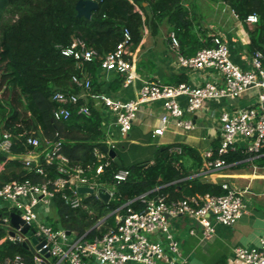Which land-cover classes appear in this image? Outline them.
<instances>
[{"label": "built area", "instance_id": "obj_1", "mask_svg": "<svg viewBox=\"0 0 264 264\" xmlns=\"http://www.w3.org/2000/svg\"><path fill=\"white\" fill-rule=\"evenodd\" d=\"M95 1V0H93ZM248 23H257L256 14L249 15ZM173 46L179 49L180 43L174 32L170 35ZM213 45L200 49L195 55L186 57L180 54L178 62L182 67L205 70L214 69L221 75V84L206 82L194 86L189 83L175 85L145 81L137 97L122 100L104 94H97L93 89L92 78L89 74H75L72 81L82 93L56 91L53 100L59 106L54 110L56 120L69 119L74 111L81 115H90L91 107L88 98L97 99L101 105L113 115L121 136H126L133 127V121L141 106L154 101H162L166 113L161 117V124L154 129L153 135H163L172 119L183 129H193L194 122L185 117L202 109L205 103L212 99L239 98L246 91H257V101L254 105L239 109L235 112L224 111L220 116L221 140L216 152L205 153L207 168L220 170L228 167L226 156L237 149L240 141H245V151L251 154L260 153L264 147V56L257 51L251 58V69L244 70L231 58L227 42L215 35ZM132 37L128 29L124 30V38L117 47L100 57L97 51L88 47L86 42L75 37L71 44L62 47V54L72 57L79 63L101 59V69L115 71L122 75L124 86H129L137 79L136 65L132 59ZM181 97L188 99L186 108L180 103ZM85 100L81 104V100ZM74 107V109H72ZM29 145L39 148L42 142L37 136L27 138ZM111 143V141H108ZM12 135L9 132L0 133V152L11 155ZM61 141H46L41 152L35 150L20 156L26 168L33 163L38 164L43 156L47 164L57 168L59 176L55 179L34 183L30 180L11 181L0 186V209L14 211L20 214L25 224L33 230V236L40 237L43 246L34 254L35 264L49 263V259L41 254L46 249L53 257V264H194L186 259L180 249L179 241L171 227V220L187 216L194 219L204 233L212 235L215 225L230 226L235 224L245 212L244 190L235 187L230 182H223L222 194H199L177 200H168L167 196L148 193L129 200L113 214L115 224L105 232L89 240L85 235L68 233V230L54 228L44 217L47 209L58 192L63 193L66 202L73 208L83 206L84 195L78 187L106 189L111 197L114 191L98 182V176L109 164L108 154L95 148L96 164L85 168L73 166L61 152ZM181 153L182 148L172 149ZM37 171L43 173V168ZM129 171L122 169L116 173L117 182L123 181ZM139 205V207H135ZM46 210V211H45ZM7 225L8 230L2 232L1 226ZM22 226L14 227L10 217L0 214V247L5 241L22 243L31 240L22 231ZM14 232V233H13ZM235 256L243 264H264V240L258 246L237 247ZM0 264H29L22 254L6 256Z\"/></svg>", "mask_w": 264, "mask_h": 264}, {"label": "trees", "instance_id": "obj_2", "mask_svg": "<svg viewBox=\"0 0 264 264\" xmlns=\"http://www.w3.org/2000/svg\"><path fill=\"white\" fill-rule=\"evenodd\" d=\"M77 1L0 0V133H11L10 153L16 157L9 159L6 153L0 152V186L11 181L41 183L58 177L55 165L47 164L43 156L31 168H26L19 158L32 150L41 152L46 141L53 142L58 138L62 142L61 152L73 166L93 167L97 161L95 148L105 152L103 146L107 144L102 117L93 101L89 102L90 115L74 111L67 120L54 118V110L59 106L53 100L56 91L81 92L72 81L73 75L89 74L94 91H99L97 71L101 69V59L79 63L62 54V47L71 44L75 37L83 39L103 57L123 40L125 29L131 33L134 49L142 39L145 26L156 34L160 25L167 21L179 39L180 48L187 39L197 43L199 48L212 46L210 41L200 43L195 37L192 32L194 17L183 0H95L99 7L90 19L78 16ZM221 1L243 22L249 15L258 16L254 28L249 30L248 49L264 56V0ZM6 15L11 19L8 20ZM123 78L117 73V81L123 82ZM84 103L82 99L81 104ZM29 136L39 137L42 145L39 148L29 145ZM171 148V145L162 146L153 161L130 165L121 160L116 162L108 154L109 164L97 180L114 191L109 202L95 194L84 195L83 206L73 208L63 193L58 192L52 201L57 217L52 226L57 229L60 224L65 230L91 240L114 226L116 209L141 194H160L168 200H177L223 193L220 185L192 176L201 167L195 150L182 145V151L178 153ZM186 158H192L194 166L187 167ZM241 158L233 152L226 156L228 163ZM38 167L43 168V173L37 171ZM122 169L128 170L129 174L125 180L117 182L115 175ZM6 212L7 209H0L1 215ZM99 221L101 224L95 226ZM17 253L29 264H35L32 251L12 241L2 243L0 260Z\"/></svg>", "mask_w": 264, "mask_h": 264}, {"label": "crops", "instance_id": "obj_3", "mask_svg": "<svg viewBox=\"0 0 264 264\" xmlns=\"http://www.w3.org/2000/svg\"><path fill=\"white\" fill-rule=\"evenodd\" d=\"M183 1L192 12L194 17L192 32L200 43L210 41L213 45L212 39L215 35L222 37L230 48L232 60L244 70L251 69V58L254 53L248 49L249 30L253 29L256 23L241 21L236 13L221 0ZM172 32L167 21L160 25L156 34H152L145 26L140 43L134 49L131 48L132 59L138 74L134 83L124 86L122 81L116 80L117 72L99 69L97 71L99 91L95 92L129 100L137 97L145 81L170 85L186 82L194 86L203 85L206 82L221 84V75L214 69L195 70L179 64L180 54L191 57L204 47L199 48L197 43L187 39L183 47L176 49L170 37ZM87 101L88 103L93 101L94 106L101 113L105 130L104 142L107 147L114 149L119 159L125 164L153 161L157 150L162 146L171 145L172 151L176 147L182 148V145H186L198 153L201 161V167L194 171L193 177H199L202 181L220 186L223 182H230L245 191L246 207L243 215L233 225L216 224L212 235L205 234L202 226L187 216L171 220V227L179 241L181 252L190 262L243 264L235 256V249L258 246L264 240V147L260 153L251 154L245 151L246 142L240 141L233 153L243 158L220 170L207 168L205 153L211 150L216 152L220 145L221 114L224 111L235 112L254 105L257 101V91L250 89L235 99L209 100L202 109L193 114L186 111L185 117L195 124L193 129H183L172 119L166 132L159 136H154L153 131L160 126L161 117L166 113L162 101L143 104L136 114L131 131L126 136H121L113 115L99 103V100L88 98ZM180 103L186 108L188 99L181 97ZM194 163L192 158H186L187 167L194 166ZM44 217L51 223L56 220L54 206L47 209ZM49 263L53 264V261ZM91 264L97 263L91 261Z\"/></svg>", "mask_w": 264, "mask_h": 264}, {"label": "water", "instance_id": "obj_4", "mask_svg": "<svg viewBox=\"0 0 264 264\" xmlns=\"http://www.w3.org/2000/svg\"><path fill=\"white\" fill-rule=\"evenodd\" d=\"M99 7L98 3L93 0H78L76 3V10L78 16H82L85 18L90 19L92 17L93 11ZM58 138H56V141ZM103 150L109 154V156L114 159L116 162H120V159L117 155V152L114 149H110L107 146H103ZM78 191L81 194H88L93 195L94 194V188L87 187V186H80L78 187ZM98 197L102 199L104 202H109L111 195L106 189H100L97 193ZM6 216L10 217L11 224L19 228L23 225L22 231L27 236L31 237V240L24 241L20 243L23 247L30 249L33 253H36L37 250H39L44 242H40V237L33 236V230L30 229L29 225L25 224L24 220L21 218L20 214L14 211H8L5 213ZM102 221H99L95 226H98L101 224ZM59 229L63 230L64 228L59 224ZM68 233H71V231H67ZM14 233V232H13ZM41 254H43L46 258H48L50 261L53 260V257L50 255L49 252H47L46 249L41 250ZM47 264V263H42Z\"/></svg>", "mask_w": 264, "mask_h": 264}, {"label": "rangeland", "instance_id": "obj_5", "mask_svg": "<svg viewBox=\"0 0 264 264\" xmlns=\"http://www.w3.org/2000/svg\"><path fill=\"white\" fill-rule=\"evenodd\" d=\"M6 18H7L8 20L11 19L10 15H6ZM1 228H2V229H5V230H2V232H5V233H6V231L8 230L7 225H2Z\"/></svg>", "mask_w": 264, "mask_h": 264}]
</instances>
